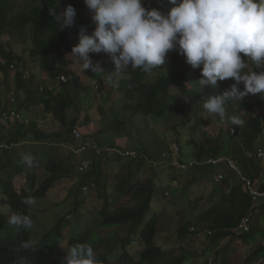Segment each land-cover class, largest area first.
<instances>
[{
    "label": "trees",
    "instance_id": "16d2710c",
    "mask_svg": "<svg viewBox=\"0 0 264 264\" xmlns=\"http://www.w3.org/2000/svg\"><path fill=\"white\" fill-rule=\"evenodd\" d=\"M69 4L76 9L75 24L72 27H61L57 17ZM153 4L154 0H144V6L147 8H154ZM53 11L55 15L52 14ZM81 25L86 26L89 33L94 28L83 0H0V39L8 37L13 40L15 36L20 44L30 42L32 45L29 60H23V57L15 55L7 43L5 46L0 45V73L5 87V103L2 107L0 106V114L8 111L7 98L11 90L17 87L25 94L24 99L17 104L20 111L42 108L44 113H51L61 125L58 131L47 133L39 129L34 121L27 125L16 123L9 125L11 131L4 136L9 144L17 148L29 147L30 154L39 161V165L31 168V171L28 169L23 171L20 159L18 158V161L15 159L17 148L0 151V165L3 168L0 174V186L2 195L6 198V205L9 207V211L6 207L0 209V264H60L64 251L59 244L61 233L58 234V227L36 244V250L24 251L19 245L22 240L29 239V233L25 230L9 228L4 220L12 213L29 215L30 207L22 203L25 197L43 198L56 183L77 178L72 194L69 195L72 199L71 210L57 223V225L62 224V228L70 227L69 246L76 243L89 244L92 239L89 245L93 247L99 264H109L118 240L121 241L123 251L121 264H184L195 257V254L192 255L188 251H184L179 256L174 251H164L155 243L158 234V216L153 215L145 222L146 215L150 213L151 203L157 195L155 181L156 176H159L157 173L159 167H154L153 161L168 151V147L162 142L150 145L137 139L140 133L141 137L149 134L147 129L150 120L155 122L157 120L156 124L164 125L166 132H175L179 147L185 141V144L193 149L191 160L196 163L186 171L191 178L183 186L174 203L183 205L191 185L199 184V182L213 184L212 203L197 215L179 220L178 238L183 240L191 235L202 234L207 239V247L213 248L219 258V261L212 260L213 264H231L225 248H220L219 244L237 236L236 229L244 218H249V232L239 237L246 245L251 242L255 234L264 233V203L253 205L250 195L244 190L242 181L244 178L254 183L260 179L258 187L264 190V182H261L264 172L257 157L261 147L259 139L264 133V112L262 111L264 98L249 95L241 104L229 105L228 114L239 115L244 121L243 125L234 126L227 120L221 121L218 118L223 128L218 131L217 136H213L207 130L210 126L209 121L200 118L199 113L202 111L200 104L209 96L222 93L233 81L228 79L218 82V87L215 89L207 86L202 90L198 89L199 86L195 83L200 77V70H193L183 56L174 51L169 52L166 63L158 66L157 70L146 73L141 69H128L126 76L120 82L121 112L115 116H112L114 113H111V109L100 112L104 126L94 135V139L99 147L112 149L116 153L110 156L106 150L97 155L94 150H85L80 157L70 152L67 159L55 158L51 153L53 148L59 147L60 143L79 147L80 142L75 139L72 132L74 129L82 133L86 132L90 123L86 116H83L81 120L77 116L80 113V104L76 98V89L80 86V79L72 73L65 72L63 68L65 63L67 64L63 50L71 52L72 47L78 43ZM90 55L93 60L100 62L101 67L104 68L102 70L104 74H109L112 80L115 79L112 75L114 66L111 62H105L108 57L106 54L92 53ZM241 55L246 59L243 54ZM28 62L36 63L40 70L58 85V90L41 87L42 91H40V86H36L31 77L25 78L22 72ZM249 69H252L250 65ZM62 75L68 77L67 83L59 82L58 79ZM84 75L97 80L98 92L105 90L99 75L90 70L84 71ZM170 97L174 98V111L169 108ZM70 109H73L76 114L71 118L68 113ZM252 109H258L262 113L255 114ZM121 113H126L125 115L131 121L135 117V136L128 128V121L119 117ZM174 113H178L180 117L179 120L176 119V122L174 120L171 126L167 116H174ZM9 126L3 127L2 130L5 131ZM189 126L197 129L192 135L183 137L179 127L183 130L188 129L185 131L189 133L191 129ZM232 129H234L233 135H231ZM123 133L130 139L135 137L134 148L126 147L127 143L124 145L118 142L120 140L117 138L118 135ZM25 143H28L27 146ZM151 146H155L153 151ZM57 151L59 152L60 149ZM129 151L137 152L138 158L129 159L121 155ZM43 152L46 154L43 155ZM169 158L166 157L167 160ZM226 158L236 162L240 174L227 168L224 161ZM210 159H220V161L214 165L206 164L205 162ZM106 160H112V163L117 164L122 170L120 180L115 185L116 193L119 197L132 195L137 199L136 207L118 206L114 209L110 207L109 195L105 187L107 180L103 174V161ZM84 161H89L90 168L85 173H81L78 167ZM180 161L185 160L180 158ZM42 168L47 173V177L39 184L36 170ZM139 172L145 174L148 172L150 176L143 181L134 179ZM218 172L224 173L225 176L216 183L213 181V176ZM22 173L26 175L24 184L20 190H16L12 180ZM87 178H93L102 187L101 190L98 189V195L104 202L101 209L96 212L97 227L94 228L93 224L88 223L81 232H78V228L85 220V216L80 211L83 201L80 195ZM174 178L178 180L182 177L177 174ZM167 189L160 192L164 195ZM186 201L189 202L188 199ZM186 201L184 205L189 204ZM197 207L198 205L193 209ZM256 218L259 225L254 223ZM113 226L127 227L128 236L130 235L129 237L134 240L133 235H135V240L143 249L136 256H132L127 252V246L130 244L129 237L120 238L109 234L100 238L95 232L97 228ZM76 233H78L77 236H75ZM202 257L204 258L202 264H209L206 252ZM242 264H264V245L251 251Z\"/></svg>",
    "mask_w": 264,
    "mask_h": 264
},
{
    "label": "clouds",
    "instance_id": "9594fccd",
    "mask_svg": "<svg viewBox=\"0 0 264 264\" xmlns=\"http://www.w3.org/2000/svg\"><path fill=\"white\" fill-rule=\"evenodd\" d=\"M83 2L90 13V20L94 28L89 33L87 27L81 25L78 32V43L72 47L71 52L63 50L64 55L67 53L72 56L74 62L82 70L86 72L90 70L92 73L99 75L100 79H102L103 75H109L104 74L102 71L104 68L101 67L100 62L93 60L90 55L92 53H104L109 57L111 63L114 64L115 70L112 73L113 76L121 75L130 68L133 70L141 69L148 73L157 70L158 66L164 65L167 61L168 53L174 51L183 56L185 62L193 70H200V77L195 83L199 86L198 89L202 90L206 86L215 89L218 87V82L228 79L233 81L222 93L211 95L200 104L203 112L209 116L214 115L221 121L227 120L234 126H242L244 121L239 115L228 114V106L231 104H241L244 98L249 95L264 98V0H167V3L172 5V7L166 13L156 9L157 4L161 9V3L158 0H154V8L151 9L144 6V0H83ZM52 14L55 15L54 11ZM76 15V9L69 4L60 11L57 19L61 27H72L75 24ZM0 45L5 46L3 39H0ZM13 52L15 53L14 50ZM241 54L246 59L242 58ZM248 62L252 69H249ZM68 64L69 61L67 60V64L64 65L65 69ZM84 71L83 77L91 79L90 83L94 86L93 90H95V93L100 94L96 84L97 80L85 76ZM67 73L70 72L67 71ZM78 78L80 79V77ZM123 78L118 83H115L116 77L113 80L108 77V85H105L102 79L105 92L108 93H104L103 95L108 96V99H110V95H113L114 91L118 90L117 86L121 87L120 82ZM58 80L59 82L67 83L68 77L62 75ZM81 84L82 80H80V86ZM241 85L243 86L242 88ZM41 87L44 88L40 86V91H42ZM77 89L76 94H79ZM87 89L88 87L85 90ZM24 95L23 91H19L17 87H14L7 98L9 101L8 111L0 114L1 142H5L9 146L7 149H0V151L16 148V146L9 144L4 137L8 131H11L10 126L16 123L27 125L29 122H36L28 118L25 119L20 114L21 111L18 109L17 104L24 99ZM85 96L88 98L87 95ZM119 96L118 100L114 101L115 105L119 103ZM4 103L5 99L3 98L0 106L2 107ZM31 109L36 110L35 108ZM40 111L44 113L42 108ZM104 111L107 112L108 110L104 109ZM12 113L14 116H12ZM44 114L53 116L51 113ZM4 115L6 118L2 120ZM102 118L101 121H103ZM7 125L10 126L6 127L7 129L3 131L2 128ZM103 126V123L102 127L98 125L95 133H90L88 130L84 131L86 134L74 129L72 134L80 142L79 147L75 148L70 144L60 143L59 147L56 145L57 147L55 148L61 151V146H68L70 148L69 153L72 152L77 157H80L85 150H94L97 155L106 150L108 155L116 153L112 149L99 147L94 139V135ZM38 127L41 129L39 125ZM232 130L234 131V129ZM232 130L231 135L234 134ZM75 132L79 134L78 137ZM117 138L120 139L119 137ZM122 141V144H124L127 141L132 142V139L128 135H125V139L118 142ZM26 144L25 146H27ZM179 151H181L180 148L178 152H174L175 154H173L168 148L167 152L153 161V166L163 167L167 165L176 169V171H188L196 162L192 160L180 161ZM259 151L264 154L261 148ZM259 151L258 154L260 153ZM121 155L129 159L138 158V154L135 151H129L127 154L121 153ZM68 157L69 154L65 159ZM166 157H170L169 160ZM213 160L216 161L214 164H218L220 161V159H210L205 163L213 164L211 162ZM227 160L232 159H224L226 164ZM19 162L28 169L39 165V161L30 153H22ZM233 162L236 164L235 161ZM85 165H87L86 168H84ZM182 165L185 168H182ZM236 167L238 169L237 164ZM89 168V161H84L78 167V170L81 173H85ZM227 168L230 169L228 164ZM231 171L240 174L239 169L238 172ZM218 174H222L223 177L225 176L222 172L216 173L213 176L214 182H216L215 176ZM171 181L176 185L178 184V180H175V178ZM242 181L244 182L245 192H248L251 197L252 204L264 203V200L253 201L251 194L247 190L244 178H242ZM251 184L259 192H264V190L259 189L257 180ZM98 186L93 178H87L81 190L82 195L90 193L93 190L98 192V189H102L101 186L99 188ZM105 187L107 188V186ZM170 194L171 191L169 192L167 189L163 196H170ZM156 197L157 195L154 199ZM3 199V195H0V200ZM22 203L31 207L37 201L35 197L28 196L22 200ZM31 217L30 213L29 215L12 213L4 220V223L9 228L25 230L29 233V239L22 240L19 245L24 251L36 250V244L44 238L37 243L30 239L31 231L29 229L33 226ZM59 219L55 221L54 225L45 235H48L55 227H58V234L61 233V239L65 237L63 233L64 227L62 228V224L57 225ZM236 232L237 236H239L248 233L249 229L247 232H242L238 227ZM69 240L70 227L67 232L68 247L64 249V256L61 258L60 264H99L96 253L91 245L76 243L69 246ZM250 245L249 248L252 247V243Z\"/></svg>",
    "mask_w": 264,
    "mask_h": 264
},
{
    "label": "rangeland",
    "instance_id": "374dc122",
    "mask_svg": "<svg viewBox=\"0 0 264 264\" xmlns=\"http://www.w3.org/2000/svg\"><path fill=\"white\" fill-rule=\"evenodd\" d=\"M161 1V0H160ZM159 2V0H158ZM161 9L159 8L158 4L156 9L160 10L161 12L166 13L172 5L167 3V0H163L161 2ZM3 39V38H2ZM3 42L8 43L9 46L15 51V54L19 57H23V60H29V53L32 48V45L30 42H27L26 44H20L18 42L17 37L13 36V40L5 37L3 39ZM65 56L67 60L69 61V64L64 66L65 71H69L70 73L75 74L76 76L80 77V80H88L91 79L83 77V71L80 67V71L76 68L74 58L70 56L69 54L65 53ZM107 63L111 62L109 57L105 59ZM31 62V61H30ZM28 62L26 64V67L23 68V75H25V78L31 77L34 84L36 86H43L48 88H55V90H58V85L55 84L52 80H50L47 77V74L42 72L40 70L39 66L36 63H30ZM66 65V63H65ZM114 66V64H112ZM115 70V67L112 69V73ZM126 72L121 75H114L117 80H115V83H118L121 78L126 76ZM108 77L109 75L102 76V79L104 80V84L108 85ZM3 76L0 73V103H2V100L4 98L5 93V87L2 83ZM101 79V80H102ZM91 82V81H90ZM60 87V86H59ZM94 86L89 83L88 89L85 90L84 95H87V100L80 101V94H76L78 101L80 102V109L77 116H79V120L82 119L83 116H86L90 123L87 126V130L90 133H95L98 129L97 123H104V120L101 121V111L104 109L110 110L112 116L118 115L121 112L122 105L119 102L117 105H115L114 101L118 100V96L121 95L120 93L121 88L119 85L117 86L118 90L114 91L113 95H110V99H108V96H104L105 90L102 92H99L100 94L95 93V90H93ZM79 90V88H78ZM108 94V93H107ZM105 99V100H104ZM111 100V101H110ZM111 104H113L111 106ZM169 108L170 110L174 111L175 108L174 105V98L170 97L168 100ZM102 106V107H101ZM99 107V108H98ZM115 107V108H114ZM36 110L38 114L36 113ZM36 110H23L21 111V115L25 119H31L35 120L37 124L40 126L42 130H45L46 132H55L58 131L61 127V125L54 119L53 116L45 115L43 112L39 111V109ZM119 110V111H118ZM264 112V109H262ZM252 112L255 114H261L262 112L258 109H252ZM69 118L75 116V112L73 109L69 110ZM126 113H121V116H119L122 119H125L128 121V128L129 130L133 132L135 136V117L131 121L128 116L125 115ZM174 116L168 115L167 121L171 126L174 124L180 115L178 113H174ZM201 116L200 118H204L205 121H209V128L207 129L208 132L212 133L213 136L218 135V131L223 128L220 121L218 120L217 116H209L207 113H204L203 110L199 113ZM40 117H39V116ZM126 116V117H125ZM47 119V120H46ZM177 119V120H176ZM45 120V121H44ZM150 120L148 123V133L145 134V136L141 137V133L138 134L140 136H137L138 140L144 141V143L154 145L156 143L162 142L164 143L169 150L173 152H178V149L180 148L181 151H179V156L185 161H189L192 159V147L187 146L185 144V141L181 143V147H178L177 145V136L176 133L173 131H165V126L156 124L158 122ZM213 125V126H212ZM102 127V126H101ZM141 128L144 130V127L141 126ZM191 128L189 130V133L183 128L179 127V130L182 131L183 137H186L189 135H192L194 131L197 128H194L193 126H189ZM199 128V127H198ZM201 128V127H200ZM144 133V132H143ZM85 134V132H84ZM120 140L125 139V133L118 136ZM145 137V138H144ZM123 143V141H122ZM260 148L264 152V133L259 139ZM163 144V146H164ZM176 144V145H175ZM125 145V142H124ZM126 147L128 148H134L135 147V137L132 138L131 141H127ZM17 148V147H16ZM62 150L60 152L57 151L56 148L52 150V156L57 158L61 157L65 159L70 151V148L68 146H61ZM152 151L155 149V146H151ZM18 152L15 155V159L18 161L20 159V156L22 153H30V148L26 147H19L17 148ZM260 152V151H259ZM16 153V152H15ZM46 154V152H43V155ZM112 156V155H110ZM19 158V159H18ZM260 159V165L263 168L264 172V158H258ZM104 167H103V174L106 176L107 180V194L109 195L110 200V207L112 209L118 207V206H127V207H136L137 206V199L134 198L132 195L119 197V195L115 191V185L120 180V177L122 175V170L117 166V164L112 163V160L110 161H103ZM176 166V165H175ZM149 167V166H148ZM23 171L27 170L25 166H23ZM2 166L0 165V174L2 173ZM32 170V169H28ZM159 176H156V185L155 188L157 190V197L153 200L150 207V213L146 215L145 222L150 219L153 215L158 216V234L156 238V245L161 246L164 251H174V253L179 256L184 251L191 252L192 255L195 254V257L191 258L190 260L186 261L184 264H202L204 261V258L202 255L204 252L207 254V258L209 259V264H213L212 260L219 261V258L216 256L215 250L213 248L207 247V239L204 235L198 234V235H191L186 237L183 240H180L177 236V230L179 227V220L182 218H189L192 216L197 215L203 208L208 207L212 203L213 195V184L211 182H200L199 184L191 185L189 187L186 199H188L189 203L188 205H180L175 204L174 200L178 198V194L182 191L183 186L186 184L187 181L190 180L191 176L187 172H180L176 171V169H173L167 165L163 167H159V171L157 172ZM36 174L38 175V183L40 184L42 179L47 177V173L42 168L41 170H36ZM177 174H180L182 178L178 179V184H174L171 179L174 178V176H177ZM149 173L146 174L143 172H139L137 175H135L134 179L143 181L147 177H149ZM26 175L25 173L16 175L12 180V185L16 190H20L21 186L24 184ZM159 178V179H158ZM171 181V182H170ZM260 183V179L257 181ZM261 182H264V175L262 176ZM76 181L75 180H62L58 183H56L48 192V194L43 198H37V203L34 206H31L29 209L30 217L32 215L33 220V226L29 231H31L30 239L35 241L36 243L39 242L45 235V233L54 225L55 221L58 218H62L69 211L72 207V199L69 197L72 191V188L74 187ZM37 184V185H39ZM165 188H161V187ZM168 191H171L170 196H163L164 190L167 189ZM163 192H160V191ZM0 195H2V189L0 186ZM4 197V195H3ZM81 198H83V201L81 203V213L85 216L84 222L80 225L78 228V232H81L83 227L91 223L93 224V227L96 228V212H98L101 209V206L103 204V199H101L98 195V192L96 190L91 191L90 193L80 195ZM193 202H192V201ZM180 201V200H179ZM194 205V206H193ZM198 207L194 210L193 208L195 206ZM7 208L9 211V207L6 205V198L4 197L3 200H0V209ZM256 225H259V221L256 218L255 222ZM263 228V226H262ZM69 230V227H65L63 229L64 238L61 239L60 245L61 249L64 251L68 247L67 244V232ZM95 232L100 236V238L107 236L109 234L117 235L120 238L129 237L127 227L124 226H113L111 228H97L95 229ZM78 233H76V236ZM130 239V244L127 246V252L130 253L132 256H136L137 253L143 249L141 245H139L138 241L135 240V235H133L134 240ZM95 241V238L93 239ZM92 239L90 240L89 244H91ZM116 247L114 248V253L109 259V264H121L122 262V244L121 241L118 240L116 242ZM252 243V247L250 244ZM250 244L246 245L242 238L239 236L234 237L232 240H224L220 242L219 247L225 248V252L227 253V256L231 262V264H242L244 259L253 251L255 248H259L261 245H264V233H257L253 236L251 239Z\"/></svg>",
    "mask_w": 264,
    "mask_h": 264
},
{
    "label": "built area",
    "instance_id": "2783aa9c",
    "mask_svg": "<svg viewBox=\"0 0 264 264\" xmlns=\"http://www.w3.org/2000/svg\"><path fill=\"white\" fill-rule=\"evenodd\" d=\"M12 116L13 113H12ZM6 118V116L4 115L2 120H4ZM232 133H234V131L232 130ZM76 136L78 137L79 134L77 132H75ZM1 138H2V133H1V129H0V149H7L9 146L5 143V142H1ZM264 156V154L262 152H260L258 154V157L259 158H262ZM213 164L216 163V161H211ZM227 164H228V167L231 169V170H234V171H237L238 172V169L236 167V164L232 161V160H227ZM87 165L84 166V168H86ZM182 168H185L184 165L181 166ZM83 169V168H82ZM223 175L222 174H218L215 176V181L218 182L222 179ZM244 181L246 182V186H247V190L249 191V193L251 194L252 196V199L253 201H258V200H264V192H259L255 186L253 184L250 183V181L248 180H245ZM248 218H245L242 223L240 224L239 226V230H241L242 232H247L248 229H249V226H248Z\"/></svg>",
    "mask_w": 264,
    "mask_h": 264
},
{
    "label": "crops",
    "instance_id": "0c3cea01",
    "mask_svg": "<svg viewBox=\"0 0 264 264\" xmlns=\"http://www.w3.org/2000/svg\"><path fill=\"white\" fill-rule=\"evenodd\" d=\"M76 68L80 71V66L78 64H75ZM254 66V65H253ZM90 81L88 80H82V84L79 87V90L77 89V91H79V94L82 98H80V101L87 100V97L84 95L85 89L89 86ZM105 100V99H104ZM102 107V106H101ZM99 108V107H98ZM40 111V110H39ZM38 114V112H37ZM39 116V115H38ZM40 117V116H39ZM97 125L102 126L100 123H97ZM89 133V132H87ZM86 134V133H85ZM28 144V143H27ZM78 179V178H77ZM77 179H74L75 181H77Z\"/></svg>",
    "mask_w": 264,
    "mask_h": 264
}]
</instances>
